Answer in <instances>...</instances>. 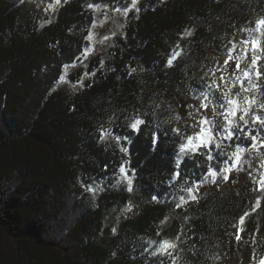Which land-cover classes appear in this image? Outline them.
I'll return each mask as SVG.
<instances>
[{"label": "trees", "instance_id": "obj_1", "mask_svg": "<svg viewBox=\"0 0 264 264\" xmlns=\"http://www.w3.org/2000/svg\"><path fill=\"white\" fill-rule=\"evenodd\" d=\"M27 1L0 0V264H238L245 249L264 257V190L210 186L251 141L221 135L194 154L187 137L199 126L178 109L180 97L215 90L205 62L264 0H42L49 15ZM97 7L128 11L108 48L69 72L90 47ZM257 66L264 73V58ZM251 80L259 87L220 85L244 107L255 97L252 111L264 117V76ZM237 117L244 132L264 133ZM230 227L243 229L239 241L228 240ZM165 240L175 247L162 250Z\"/></svg>", "mask_w": 264, "mask_h": 264}, {"label": "rangeland", "instance_id": "obj_2", "mask_svg": "<svg viewBox=\"0 0 264 264\" xmlns=\"http://www.w3.org/2000/svg\"><path fill=\"white\" fill-rule=\"evenodd\" d=\"M27 7L30 10L41 12L44 15H49L52 12L49 4L42 0H28ZM126 10L127 9L117 10L112 7H105L104 9L101 7L96 8V21L90 35V47L83 55L81 61L71 64L68 67L69 72L86 66L87 62L94 55L103 49L108 48L111 44L113 35L118 29H120L122 22L125 19V13L128 11ZM262 19H264V5L262 11L255 16L251 23L249 22L244 26L240 25L238 29H234V31L230 33L229 38L225 40V53H215L213 59L205 62L204 66L209 68L217 79L218 84L224 83L220 80L221 75L226 78L227 83L235 88H237L238 85V80L236 78L240 77L241 79L242 73L235 71V60H231L225 65V61L228 60V52L233 47V44L236 45V51L232 53V55L243 57L240 61L241 67H244L249 63L254 55L262 54L258 50L256 53H253L254 41H258L259 46L264 47V28H261L259 31L256 30V22ZM245 41H247V43H245ZM245 50L247 52L246 56L244 55ZM219 95L220 93L214 90L212 92H207L198 98L190 96L180 97L178 109L183 117L199 126L197 121L202 117L207 116L213 118L216 112L222 111L219 106L209 107L207 110L201 108V104L207 103L208 101H212L214 104V97ZM206 96L208 98L207 100L205 99ZM237 115L239 116L240 113ZM236 117L235 122L237 121ZM229 118L232 119V117ZM215 119L217 123L223 124L221 117L215 116ZM213 135L215 137L221 136L220 133L215 131H213ZM261 149L262 148H259V152L254 149H249L248 151L243 152L240 157L242 163L233 168L230 174H227L229 178L227 180L223 179L225 173L218 174L215 182H210V186L231 188L235 190L241 187L260 186L256 181H259L264 177V164L261 160ZM132 212L133 210L128 212V214H131ZM227 238L230 242L236 239V232L233 227L228 228ZM59 239L63 242L67 239V236H63ZM253 257H255V259H253ZM258 261L259 259L255 253L245 249V251L240 253L238 264H258Z\"/></svg>", "mask_w": 264, "mask_h": 264}, {"label": "snow or ice", "instance_id": "obj_3", "mask_svg": "<svg viewBox=\"0 0 264 264\" xmlns=\"http://www.w3.org/2000/svg\"><path fill=\"white\" fill-rule=\"evenodd\" d=\"M56 2L59 3V0H56ZM136 2L137 0H132L133 6H135ZM261 28H264V19L258 20L256 22V30L259 31ZM245 43H247V41H245ZM257 50L260 53L264 54V47L259 46L258 41H254L253 53H256ZM235 51H236V45L233 44V47L228 52V60L225 61V65H227L229 61L235 60V71L242 73L243 76L242 80L240 79V77L236 78L237 80H239L241 87L242 88L244 87V81L246 80L248 81V84L252 88H258L259 85L252 83L251 76L254 74L257 80H259L262 76H264V73H261L257 66V61L264 58V56L254 55L251 64H246L244 67H241L240 61L241 59H243V57L233 56L232 53H234ZM175 55H179V53H176ZM175 55L173 56L172 59L175 58ZM244 55L245 56L247 55L246 50ZM172 59L169 60V64L172 63ZM60 79L62 81L64 77H61ZM220 80L224 83H227L226 78L223 75H221ZM208 87L210 90L212 88H215V90L219 92L220 95L214 97L215 99L214 104L212 103V101H208L207 103H202L201 108L207 110L209 107L219 106V108L222 109V111L216 112L213 118L204 116L197 121V124L199 125V131L195 132L193 136L187 137L189 144L194 145L192 149L193 153L195 154L199 151L200 148H205L215 143V136L213 135V131L220 133L221 135H224L227 139H232L237 132H240L243 133V139L251 141V144L248 145L247 147H241L240 144L236 145V151L232 153V155L229 157V159L233 160L232 165L229 166L227 160L224 161L225 167L221 169V173H225V175H223V179L227 180L229 178L227 174H230L233 168L237 167L240 163H242L240 157L243 152L248 151L249 149H254L257 152H259V148H264V133H262L259 130L256 132L255 135L252 133L251 130H249L248 132H244L243 128L239 124L235 123V117L237 116L238 113H240L239 120L243 121L244 126H247L249 123V120L246 119V117H250L253 127L259 125L261 128H264V117H261L260 115H257L255 112L252 111L251 106L257 103L255 97L251 98V100L245 97V103L248 104V107H244L239 103V101L230 99L228 97V94L222 91L221 85L217 84L215 81H213L211 85H208ZM247 90L248 89L245 88V91ZM236 95L239 96L240 94L237 93ZM205 99L206 100L208 99L207 96L205 97ZM259 108L264 110V103H261L259 105ZM215 116L221 117L223 120V124L217 123ZM229 117H232V119H230ZM177 118L179 119V117ZM142 123H143L142 120L137 119L131 124V127L134 130H139L138 125ZM174 131L178 132L179 130L174 129ZM101 138H103V135L101 136ZM117 139H119V137H117ZM219 146L220 145H216V147ZM186 147L187 146H182L180 148V152L185 153ZM221 155H223V153H221ZM120 172L125 173V169L121 167ZM179 175L180 173L177 172L175 174V177H178ZM208 175L215 177L217 173L215 172L214 169L209 168ZM213 182H215V180H213ZM256 182L260 185V188L258 190H264V177H262L259 181ZM128 184H129L128 190L131 191L132 190L131 180H128ZM88 190L90 191L91 189ZM187 191L190 193V199L195 200L196 196L191 195L192 190L187 189ZM181 200L183 201V198H181ZM179 206L180 205L178 204L177 207ZM257 206H259V200H257ZM245 215H247V213ZM243 222H244V217L242 216L240 217V224H243ZM241 231H243L242 228L237 230V234H236L237 241L241 239L240 236ZM174 247L175 245L170 244L167 240L163 241L161 244L162 250H166L167 248H174ZM253 259H255V257H253ZM258 264H264V257L260 258Z\"/></svg>", "mask_w": 264, "mask_h": 264}]
</instances>
